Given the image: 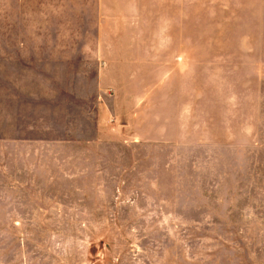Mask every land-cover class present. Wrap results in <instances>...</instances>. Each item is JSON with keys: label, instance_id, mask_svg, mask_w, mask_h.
Here are the masks:
<instances>
[{"label": "rangeland", "instance_id": "rangeland-1", "mask_svg": "<svg viewBox=\"0 0 264 264\" xmlns=\"http://www.w3.org/2000/svg\"><path fill=\"white\" fill-rule=\"evenodd\" d=\"M75 6L36 3L18 27L45 32L17 42L72 40ZM224 6L179 37L219 59L119 69L106 92L94 68L48 69L55 96L0 138V264H264V62L235 52L264 36Z\"/></svg>", "mask_w": 264, "mask_h": 264}, {"label": "crops", "instance_id": "crops-1", "mask_svg": "<svg viewBox=\"0 0 264 264\" xmlns=\"http://www.w3.org/2000/svg\"><path fill=\"white\" fill-rule=\"evenodd\" d=\"M69 1L76 5L79 19H85L81 28L85 27L84 31L53 46L17 42L21 35L33 37L45 32L18 27V19L22 27L27 25L36 3L62 5ZM230 3L240 9V15L234 18L255 23L252 33L264 36V0H0V138L19 139V132L30 131V127L20 130V120L28 124L33 120L29 115L33 114L35 101L55 96L56 91L48 85V69L94 68L96 86L106 92L117 85L119 69L130 74L131 69L187 67L195 58L191 54L194 51L202 53L203 60H212V56L219 59L221 56L211 52L225 49H194L180 44L179 37L188 35L194 12L200 11L208 16L207 20L214 21L231 10L224 6ZM41 10L48 12V8ZM235 52H245L256 65L264 62V45L239 47ZM64 125L62 136L70 132Z\"/></svg>", "mask_w": 264, "mask_h": 264}]
</instances>
